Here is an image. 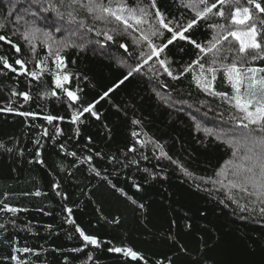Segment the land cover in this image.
I'll use <instances>...</instances> for the list:
<instances>
[{"label": "trees", "instance_id": "trees-1", "mask_svg": "<svg viewBox=\"0 0 264 264\" xmlns=\"http://www.w3.org/2000/svg\"><path fill=\"white\" fill-rule=\"evenodd\" d=\"M97 2L159 10L174 30L196 19L192 0H154L155 8L153 0ZM86 3L0 0V35L11 41H0V57L11 66L0 62V264H264V205L250 195V185L242 191L230 183L234 166L262 151L253 140L264 133L244 127L224 74L234 59L245 75L249 67L264 69V51L240 53L229 36L213 64L212 53L177 38L148 59L146 42L137 45L139 36L111 17L95 19L96 12L80 6ZM239 3L250 8L264 48V13L247 0ZM229 6L217 3L185 35L202 46L226 35L209 25L230 28ZM220 10L225 17L216 15ZM160 31L163 36L151 38L156 46L171 36ZM26 32H34L31 43ZM17 59L26 62L23 69ZM59 75L68 81L57 88ZM204 81H211V91ZM77 228L97 244L85 242Z\"/></svg>", "mask_w": 264, "mask_h": 264}, {"label": "snow or ice", "instance_id": "snow-or-ice-1", "mask_svg": "<svg viewBox=\"0 0 264 264\" xmlns=\"http://www.w3.org/2000/svg\"><path fill=\"white\" fill-rule=\"evenodd\" d=\"M64 0H61L63 3ZM248 4L253 5L255 10L258 13H264V6H262V2H257V0H247ZM217 3L224 5L225 3L237 5L234 7L230 15V23L236 25H245L248 21H253L252 23L246 25V27L241 31H233L230 28L226 27L223 24L220 25H209L212 28L222 29L226 35H214L213 38L209 41L207 46H202L194 40H191L190 37L186 36L185 33L188 32L194 25L197 24L201 19H207L208 15L212 13L213 9L216 8ZM80 4V0H69V6ZM199 5H204L203 8H200ZM83 8H86L88 12L91 14L93 12L98 13L95 16V19L104 21L107 18H113L118 24L123 25L124 31L131 29V33H139V39L133 37L134 41L139 45L141 42H146L149 49H151L150 54L148 55V59H151L153 56L158 57L159 53L164 50V48L168 47V45L172 44L177 38L180 40H187L189 43H192L195 47L199 49L200 53L207 55L208 53L213 54V59L210 63H216V57L222 51L218 45H221V41L227 40L229 36L233 37L235 40L239 41V52L245 53L248 49H260L264 51L261 43L257 42V36L260 33V29L257 27V23L255 22V18L249 7H245L239 4V0H216V2L212 3L208 6L206 0H192L191 7L194 10L196 19L190 20L186 26H180L178 30H174L171 27V21L166 22L163 14L157 10L154 14L149 13L147 8L137 7L135 9L128 8L123 4L113 8L110 6H105L101 3H98L97 0H87L86 4L80 5ZM152 8H155V2L153 0L151 4ZM216 15L219 17H225V12L220 10L216 12ZM69 16H72V13L69 12ZM150 16H154V20H150ZM73 20L75 17H72ZM260 25L264 26V18L259 19ZM144 25H148L147 28ZM3 27V25H0ZM160 29H166L167 32L171 33V36L167 39V43L162 46H156L152 43L151 38L153 36H163L164 33L160 31ZM91 31V29H89ZM113 31H117V29H113ZM129 33V34H131ZM34 38V32H26L24 34V39L31 43V40ZM104 38L106 40H112L113 36L108 33H104ZM0 41H5L11 43L10 40L4 35H0ZM12 47L16 50L17 53L21 51L20 47L16 44H12ZM121 48H125L124 44L120 45ZM34 50V48H33ZM127 50V49H126ZM143 56L144 53L141 52ZM252 59H256V56H252ZM240 63L244 64L247 62L246 57H239ZM0 62L3 63L4 68H10V64L7 59L0 57ZM147 61L145 60V63ZM17 65L21 67V69L25 66V61L17 59L15 61ZM57 67L59 68L63 65L62 58L57 55L56 56ZM161 67H164L165 72L168 73L169 76H172V72L165 67L166 61L159 60ZM194 63H199V60ZM201 70H204V64L199 63ZM37 67H40V64H37ZM190 67V66H189ZM137 69H133V71H137ZM187 71V69H185ZM209 72H214L215 69L209 67ZM264 72V69H256V68H247L246 72L249 75H245V73L241 72V70L236 66V59L230 65L224 66V74L227 80L231 83V87L233 89L234 95L232 99L235 101L234 107L242 113L241 119L243 121H247V124H244V127L247 128L249 125L257 126V130L264 133V76H257V72ZM31 75L33 78H36L38 73L32 72ZM131 75V72L128 74ZM126 76L124 79H127ZM193 79L196 80L198 86H201V80L197 78L195 75ZM212 80H215V76H212ZM61 81L67 83L68 76L61 75L56 77V87H61ZM124 81H120L123 83ZM203 87L211 91L212 85L211 81H204ZM243 88V90H242ZM111 91V89H109ZM55 95V93H53ZM68 97L75 101L77 97L71 91L67 92ZM105 96L108 95L107 92L104 93ZM223 95V94H221ZM25 99H28V96L24 95ZM103 97H101L102 99ZM92 105L85 107L83 109L84 112H90L92 110ZM24 115H28L24 113ZM49 122L52 121L53 117L48 116L45 117ZM75 120V117H74ZM135 123V121H134ZM253 143H260L262 147V151L260 153L252 152L251 155L246 154L244 160L247 162L246 164L235 165V171L233 172V176L236 179L232 180L231 186L235 188H240L242 191H246L247 187L250 185L253 191L250 195H254L260 201L261 205H264V137L261 138L260 141L253 140ZM251 151V150H250ZM175 163V162H174ZM186 174L187 170H185ZM218 176L222 175V173H217ZM4 209L9 212H16L18 209L11 208L8 205H4ZM261 211L264 212V207L261 208ZM77 232L80 233V236L83 238L85 242L91 243L92 245L97 244V240L92 236L85 235L83 231L79 228L76 229ZM115 252H123L125 255H130L131 257H137V253L132 251L131 249H121L115 248L112 249ZM13 260L16 257H12Z\"/></svg>", "mask_w": 264, "mask_h": 264}, {"label": "rangeland", "instance_id": "rangeland-1", "mask_svg": "<svg viewBox=\"0 0 264 264\" xmlns=\"http://www.w3.org/2000/svg\"><path fill=\"white\" fill-rule=\"evenodd\" d=\"M240 4V3H239ZM237 5H232V4H230V6H229V8H230V14H229V19H230V15H231V13H232V11L234 10V7H236ZM94 15L96 16V15H98V13H94ZM231 24V23H230ZM246 25H248V22H246V24L245 25H236V24H231L230 25V29L231 30H233V31H241V30H243L245 27H246ZM121 27L124 29V27H123V25H121ZM127 31H129L130 33H131V29H129V30H127ZM137 36H139L140 34L139 33H135ZM231 37V36H230ZM233 38V37H232ZM234 39V38H233ZM236 41H238V40H236ZM238 44H239V41H238ZM159 60H161V59H158V62H159ZM243 72V71H242ZM205 75V74H204ZM59 76H61V75H59ZM199 127H204V125H203V122L202 123H200L199 124ZM209 130V129H208ZM210 132H213V130H209ZM219 132V131H218ZM216 135H218V136H221L220 134H218L217 132H214ZM232 133H234L235 135H237V136H239L241 139H244V135H242V134H239V133H235V132H232ZM222 137V136H221ZM220 178V177H219Z\"/></svg>", "mask_w": 264, "mask_h": 264}]
</instances>
